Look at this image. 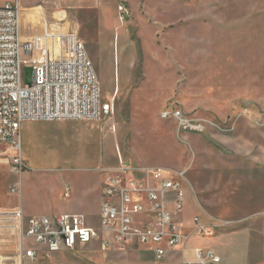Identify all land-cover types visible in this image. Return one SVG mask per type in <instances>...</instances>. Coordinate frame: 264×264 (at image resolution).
<instances>
[{
  "label": "rangeland",
  "instance_id": "374dc122",
  "mask_svg": "<svg viewBox=\"0 0 264 264\" xmlns=\"http://www.w3.org/2000/svg\"><path fill=\"white\" fill-rule=\"evenodd\" d=\"M22 2H31L24 8L32 24L42 13L59 19L64 11L67 29L84 40L103 96L115 103V114L101 123L117 127L124 160L186 170L192 193L185 215L222 224L216 234L251 238L246 264H263L264 0H141L138 15L124 20L131 33L116 45V64L98 18L76 22V0ZM24 81L32 84L31 68ZM166 110H182L209 127L184 131L161 118ZM0 204L10 208L12 199ZM5 218L0 264H19V234Z\"/></svg>",
  "mask_w": 264,
  "mask_h": 264
},
{
  "label": "built area",
  "instance_id": "2783aa9c",
  "mask_svg": "<svg viewBox=\"0 0 264 264\" xmlns=\"http://www.w3.org/2000/svg\"><path fill=\"white\" fill-rule=\"evenodd\" d=\"M118 9L122 14L128 11L124 5ZM26 11L22 0L0 6V148L10 156L11 172L18 176L10 187L13 194L20 193L22 176L29 170L22 153L25 122L102 121L115 114V103L103 96L84 40L67 29L66 17L42 13L32 24ZM26 25L32 32L28 38ZM25 68L33 70L30 85L24 81ZM161 118L176 121L187 132L204 133L209 127L182 110L163 111ZM117 156L118 166L103 170L106 179L97 225L78 213L26 217L21 208L0 212L19 234V264H40L41 259L57 264L53 254L75 251L78 245L99 239L105 250L152 249L158 261L171 252H187L188 234L181 223L190 189L186 170L134 167L120 148ZM69 192L67 188L65 195ZM192 224L193 231L204 237L214 236L222 225L204 222L200 216ZM179 264H223V257L214 248H195L193 257L183 256Z\"/></svg>",
  "mask_w": 264,
  "mask_h": 264
},
{
  "label": "crops",
  "instance_id": "0c3cea01",
  "mask_svg": "<svg viewBox=\"0 0 264 264\" xmlns=\"http://www.w3.org/2000/svg\"><path fill=\"white\" fill-rule=\"evenodd\" d=\"M7 1L0 0V6ZM140 1L76 0L74 12L71 13L76 16L79 25L88 22L90 16L98 18L102 38L109 40L114 47L116 64V45L119 48V40L129 37L131 33L127 22L119 24L118 16L131 21L138 15ZM29 4L31 2L23 3L24 6ZM119 5L126 7V14L120 13ZM61 14L63 18L66 17L65 12ZM30 34L32 32L26 25L24 35L28 38ZM124 64V70L129 71L128 61H124ZM21 137L22 153L29 170L22 176L19 194L10 192L18 176L11 172L10 156H5L4 149L0 148V202L3 197L12 199L10 208L0 204V212L21 208L26 217L78 213L87 216L91 224L97 225L106 179L103 170L118 166L117 149L120 147L117 127L114 132L112 126L104 127L101 121L25 122L21 127ZM67 188H70L68 196L65 195ZM190 193L189 189L181 216V223L188 234V249L184 255L179 251L171 252L165 259L158 261L152 249L115 246L105 250L103 239H99L80 244L75 251L55 253L52 261L57 264H179L183 256L192 258L195 248H214L222 255L223 264H246L251 238L247 241L240 233H218L204 237L193 231L192 219L199 215H185L191 202ZM201 219L208 222L203 216ZM261 261L264 264V254ZM48 262L46 259L40 260V264Z\"/></svg>",
  "mask_w": 264,
  "mask_h": 264
},
{
  "label": "bare ground",
  "instance_id": "6f19581e",
  "mask_svg": "<svg viewBox=\"0 0 264 264\" xmlns=\"http://www.w3.org/2000/svg\"><path fill=\"white\" fill-rule=\"evenodd\" d=\"M116 94H117V88L114 90V94H113V95L116 96ZM117 95H118V94H117Z\"/></svg>",
  "mask_w": 264,
  "mask_h": 264
}]
</instances>
